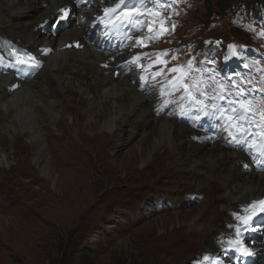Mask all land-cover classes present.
I'll return each mask as SVG.
<instances>
[{
	"label": "bare ground",
	"instance_id": "obj_1",
	"mask_svg": "<svg viewBox=\"0 0 264 264\" xmlns=\"http://www.w3.org/2000/svg\"><path fill=\"white\" fill-rule=\"evenodd\" d=\"M69 1L0 0V30L3 37L14 39L32 50L43 45L42 50L49 47L54 49L45 58V67L30 81L15 87L14 80L9 76H0V174L6 171L3 166L12 162L23 168V164L34 160L35 167L46 178L40 182L36 174L28 172L24 179L34 177L42 188L53 181L57 187L54 192L47 188L45 192L41 188L31 191L33 181L30 180L27 182L30 195L24 202L32 200L40 203L44 209L56 210L54 208L58 209L69 197L64 187L69 189L68 195L70 190L75 195L82 190L85 192L86 172L93 168L94 157L99 165L105 159H113L111 144L114 143L117 149L124 144L128 133L143 138L142 145L139 149L135 147L131 155L122 161L114 158L117 168H129L152 157L155 163L165 167V173L176 171L177 177L188 181L192 189L203 192L202 187L209 182L219 185L221 194H225V210H236L243 203L263 197L264 173L243 171L239 162L244 155L240 151L229 149L220 141H211L212 144L208 141L195 142L191 136L196 132L189 126L180 125L166 116H157L152 109V101L137 90L129 77L115 78L112 70L101 66L110 57L84 43V26L77 25L74 20L59 23L53 20L52 16ZM261 1L264 0H258ZM181 8L175 7L173 15L177 16ZM66 24L68 26L64 28ZM55 25L57 32H53ZM76 41H82L84 48L67 47V44ZM69 118L73 120L71 123ZM135 120L148 128L137 127L133 124ZM100 128L104 131L101 132ZM98 130L101 133L94 134V139L86 133ZM26 139L28 142L22 145L23 149H19V144ZM97 139L103 142L96 151L94 141ZM9 175L7 177L14 178L13 174ZM155 190L150 187L146 191L148 199L144 201L151 200L152 204L164 200L166 191L175 194L185 191L161 189L155 194ZM26 203L24 207L21 204L16 208L27 210L29 204ZM134 207L138 212L145 211L137 204ZM171 210L177 211V208ZM0 212L4 238V234L9 232L19 234L26 226L20 220L21 216L6 217L2 215L4 212ZM152 213L149 217L159 214L155 210ZM212 221L205 213L195 217L191 227L196 232L201 230L199 233L203 234L212 226ZM221 231L225 229L222 227ZM205 246L195 253L199 259L211 257L207 253L209 247L207 244ZM257 264H264V257Z\"/></svg>",
	"mask_w": 264,
	"mask_h": 264
},
{
	"label": "rangeland",
	"instance_id": "obj_2",
	"mask_svg": "<svg viewBox=\"0 0 264 264\" xmlns=\"http://www.w3.org/2000/svg\"><path fill=\"white\" fill-rule=\"evenodd\" d=\"M194 1L195 9L186 17L185 28L199 24L203 27L207 22L203 0ZM217 1L211 0V6L219 11L223 5L221 3L217 6ZM225 2L229 4L230 10L231 4L238 0ZM251 23L259 31L256 27L259 22ZM262 33L255 32L257 37H261ZM71 119H68L70 123L73 121ZM133 124L144 130L148 128L140 121L135 120ZM100 131L103 132L104 129L100 128ZM100 131L86 133L94 139V134L101 133ZM142 139L128 133L124 144L117 149L114 143L111 144L113 159L122 161L127 155H131L135 147H141ZM27 142L26 139L18 148L23 149L22 145ZM102 142L103 140L98 139L94 141L96 151L100 149ZM11 156L14 161L13 154ZM94 159L93 168L86 172L87 190H82L77 195L70 190L68 195L69 189L64 187L66 196L69 197L64 199L58 209L54 208L56 210L44 209L40 203L32 200L24 202L30 195L27 186L30 180L33 181L31 191L41 188L45 192L47 188L54 192L57 188L53 181H49L46 188L40 186V182L46 177L35 167L34 160L23 164V168L14 162L3 166L6 171L0 174V210L6 217L21 216L20 220L26 226L19 234H4L5 238L3 226H0V264H188L195 253L206 248L212 233L219 231L222 227L220 225L226 220L228 210L223 207L225 194H221L219 185H211L210 182L202 187L206 196L201 202L181 207L177 211L171 210L176 212L170 215L167 214L171 211H165L162 215L159 213L141 219L138 213L136 219V204L145 210L144 217L153 214L151 200L146 202L149 196L146 191L150 187L158 191L185 190L184 192L192 194L202 191L190 188V183L177 177L176 171L165 173V167L155 163L152 157L129 168L115 167V159H105L100 165L96 157ZM28 172L36 174L40 182H35L34 177L24 179ZM9 174H13L14 178L7 177ZM157 190L153 193L157 194ZM171 192H165L168 198L173 196ZM25 203L29 204L26 206L27 210L16 208L21 204L24 207ZM205 213L209 220L213 219V224L209 230L200 234L201 230L194 231L191 222ZM163 215L166 216L159 218Z\"/></svg>",
	"mask_w": 264,
	"mask_h": 264
},
{
	"label": "snow or ice",
	"instance_id": "obj_3",
	"mask_svg": "<svg viewBox=\"0 0 264 264\" xmlns=\"http://www.w3.org/2000/svg\"><path fill=\"white\" fill-rule=\"evenodd\" d=\"M173 2H175V0H173ZM164 6L171 7V4ZM143 8H144L143 0H137L136 3H131V4L129 3V0H118V2H116L112 8H106L104 9V11L106 13L109 12L115 13L117 10H121V14L125 17L127 23L142 26L140 25L137 17L143 15V12L141 11V9ZM59 12L61 13V15L59 16V19L56 21V23L65 20L69 16L70 10L67 8H61L59 9ZM153 14L158 15V13H153ZM174 29H175V25L173 24L172 30ZM167 31H168L167 28L162 27L161 34ZM261 35H264V33H262ZM229 48L232 50V54L235 55V46L229 45ZM160 55H166V53H161ZM29 59H34V58L30 57ZM134 59H139V57H135ZM18 63L23 64V63H27V61L18 58ZM162 63H167V62L162 61ZM192 64L193 61L190 60L187 65V69H185L184 66H177L175 68L169 69V71L180 73V75L176 77V82L182 84L184 91L191 98L194 106H199L203 108L204 101L196 99V97L192 95V88H196L197 91H201L200 88L198 87V84L194 83L193 85L189 86L187 83H184V80L188 76L189 71L192 70ZM245 67H247V65ZM218 88L221 93H223L226 90L225 85L223 84H219ZM243 92L244 90L240 89L239 91L236 92V95L241 96ZM203 94L204 93L201 91V95ZM218 98L220 100L226 99L225 95L223 94L219 95ZM230 103L237 105V107H232L230 110H227L230 111L231 114H226V111L217 109L218 111H221V117L226 118L227 126H228L226 130L229 131V135L232 136V139L234 141L237 140L238 138L246 139L249 136L250 130L253 126V122H254L253 118L258 115L259 119L258 122H256V126L260 129L259 146L255 142V136L253 135L252 139L254 142L251 143L249 147L255 149L256 151L264 155V104H262L259 108H253L252 102L248 100L232 101ZM214 107L216 106L214 105ZM243 211L249 214L246 216L240 214H234L236 216L237 221H239V223L235 225L236 239L229 240L228 244L235 251L240 252L242 256H251L253 253L243 245L242 236L244 232H247L249 230H256L254 225L258 224L264 226V199L252 201V203L247 205L243 209ZM205 259H209V258L205 257ZM213 264H222V261L217 257L213 261Z\"/></svg>",
	"mask_w": 264,
	"mask_h": 264
}]
</instances>
